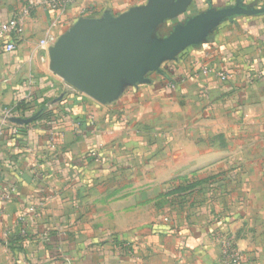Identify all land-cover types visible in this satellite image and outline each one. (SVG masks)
I'll use <instances>...</instances> for the list:
<instances>
[{
	"label": "crops",
	"instance_id": "1",
	"mask_svg": "<svg viewBox=\"0 0 264 264\" xmlns=\"http://www.w3.org/2000/svg\"><path fill=\"white\" fill-rule=\"evenodd\" d=\"M97 1L77 0L55 26L38 6L21 35L0 41V264H220L219 230L242 264H264V13L225 19L164 61L172 88L160 69L101 103L67 87L38 45ZM238 1L264 6L191 0L176 22ZM26 2L0 0V23ZM126 5L108 1L90 16ZM7 41L14 51L5 52ZM205 64L230 78L201 75ZM44 103L47 117L7 119ZM179 185L190 187L171 191ZM19 213L25 234L14 227L21 238L8 247L3 232Z\"/></svg>",
	"mask_w": 264,
	"mask_h": 264
},
{
	"label": "water",
	"instance_id": "2",
	"mask_svg": "<svg viewBox=\"0 0 264 264\" xmlns=\"http://www.w3.org/2000/svg\"><path fill=\"white\" fill-rule=\"evenodd\" d=\"M191 0H147L114 15L80 16L49 46L48 67L75 92L106 103L118 97L125 86L148 82L149 72L160 73L164 61L189 45H198L221 21L238 15L264 13L236 2L220 9L208 7L172 25L170 33L158 38L157 27L183 15ZM28 117L10 116L16 124Z\"/></svg>",
	"mask_w": 264,
	"mask_h": 264
},
{
	"label": "built area",
	"instance_id": "3",
	"mask_svg": "<svg viewBox=\"0 0 264 264\" xmlns=\"http://www.w3.org/2000/svg\"><path fill=\"white\" fill-rule=\"evenodd\" d=\"M75 0H27L24 6L17 14L9 17L0 23V41L8 36H19L24 31V20L31 14L32 10L38 6L48 9L53 15L52 26L61 21L66 9L70 7ZM56 41V36L48 33L44 38L40 39L38 45L41 49L47 48ZM15 49L13 41H7L4 45L5 52H12ZM199 73L203 76L213 74L218 80H227L230 78V73L221 68H211L207 64L200 66ZM167 86L172 88L174 82L167 81ZM73 130L79 128L80 123L75 120L70 121ZM19 226L20 232L24 235V215L19 213L15 217V222L12 227L7 228L3 232V241H6L9 235L13 232L14 227ZM215 237L221 249L220 264H242L243 254L235 245L232 237L225 231H217Z\"/></svg>",
	"mask_w": 264,
	"mask_h": 264
},
{
	"label": "rangeland",
	"instance_id": "4",
	"mask_svg": "<svg viewBox=\"0 0 264 264\" xmlns=\"http://www.w3.org/2000/svg\"><path fill=\"white\" fill-rule=\"evenodd\" d=\"M91 1H92V3L93 2L96 3L95 2L96 0H91ZM100 1H101L100 6H98V5H96V6H90V4L84 5L85 7L81 8L79 10V13L77 14V17H80V16H90V15H93L94 13H99L100 10L98 8L106 5V3H108V1L112 2V0H100ZM124 1H126V3H127L126 8H124L121 11H115V12H112L111 10H109V11L112 14L117 15V14H120V13L128 10L130 7L143 5V4H145L147 2V0H124ZM76 2H77V0H75V2L73 3V5L76 4ZM97 2H99V0ZM199 11H200V8H198L195 12H192V14H196ZM176 21H177V18L176 19H172V20H166V21H164L161 25H159V27H157V30H156L155 35L158 38H164V37H166L170 33V31H171L172 25L175 24ZM62 23H64V22H62ZM164 65H166V62L160 66V69H164ZM148 77L150 79H156V78H158V75L155 72H149L148 73Z\"/></svg>",
	"mask_w": 264,
	"mask_h": 264
},
{
	"label": "trees",
	"instance_id": "5",
	"mask_svg": "<svg viewBox=\"0 0 264 264\" xmlns=\"http://www.w3.org/2000/svg\"><path fill=\"white\" fill-rule=\"evenodd\" d=\"M163 71H165L166 72V75L168 76V77L165 78V79H167V81H170V82H174L175 81L174 79H172L169 76V75H171V71H173V66H171V65L170 66L164 65ZM26 105H27V102L25 101V99H21L18 102L17 107L18 108H21L22 107L24 109ZM45 109H46V106H45V103H44V105L41 106V109L40 110H38L37 112H32L31 115L32 114L33 115L35 114V118H34L33 121H35V120H37V119H39L41 117H47V114L45 112ZM73 120L78 121L80 124L82 123V120L79 119V117H75ZM189 187H190L189 185H187V186H180L179 185L177 187L172 188L171 191L172 192H180V191H183L185 189H188ZM20 238H21V236H20L18 230L17 231H13L9 235V237H8V239L6 241V244L9 247L13 242H15L17 239H20Z\"/></svg>",
	"mask_w": 264,
	"mask_h": 264
}]
</instances>
